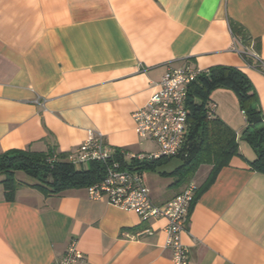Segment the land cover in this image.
<instances>
[{"label":"crops","instance_id":"1","mask_svg":"<svg viewBox=\"0 0 264 264\" xmlns=\"http://www.w3.org/2000/svg\"><path fill=\"white\" fill-rule=\"evenodd\" d=\"M230 19L260 39L263 62L264 0H0V152L69 153L89 129L148 151L133 111L168 68L187 63L242 69L264 110V70L243 59ZM209 105L237 130L240 155L205 189L211 165L194 174L200 188L183 242L191 264H264V173L240 137L245 114L230 89L215 90ZM21 184L8 201L0 181V264H55L73 239L85 264H173L165 218L144 221L86 188L47 195ZM187 184H156L152 195L167 202Z\"/></svg>","mask_w":264,"mask_h":264},{"label":"trees","instance_id":"2","mask_svg":"<svg viewBox=\"0 0 264 264\" xmlns=\"http://www.w3.org/2000/svg\"><path fill=\"white\" fill-rule=\"evenodd\" d=\"M235 38L239 39L246 52L243 59L250 66L262 69L258 55L261 48L259 38L254 39L240 23L230 19ZM260 58V57H259ZM230 89L238 97L241 110L246 117V125L240 137L246 140L256 152L257 158L251 168L264 173V110L258 92L251 78L240 68L230 65H215L201 73L190 84L186 107L188 112V138L182 164L169 174L177 175V182L187 181L202 164L211 165L210 173L200 189L209 187L234 156L240 155L237 130L231 128L210 108L211 94L217 89ZM57 155L56 160H49ZM69 153L51 148L37 152L29 149H10L0 152V175L8 201L14 200L21 182L16 171L22 170L38 180L34 187L49 195L61 193L71 188H86L104 177V165L99 161L82 165L69 163ZM172 158V157H170ZM170 158L162 157L145 162L138 168L145 170L163 164Z\"/></svg>","mask_w":264,"mask_h":264},{"label":"built area","instance_id":"3","mask_svg":"<svg viewBox=\"0 0 264 264\" xmlns=\"http://www.w3.org/2000/svg\"><path fill=\"white\" fill-rule=\"evenodd\" d=\"M242 52H246L245 49ZM261 63L264 70V61L261 60ZM206 71L189 63L168 68L158 81V90L154 95L144 106L133 111L137 135L150 140L158 150L135 152L116 147L106 141L102 132L89 129L83 143L67 156L69 163L78 166L94 161L104 165L103 179L86 187L91 199L105 200L114 206L134 211L144 221L158 218L167 220L165 247L172 254L173 264H191L190 250L182 236L188 232L190 212L199 187L189 183L171 200L157 203L146 183L143 170L138 166L162 157L186 155L189 132L186 107L188 90L190 84ZM56 157L55 154L49 161L53 162ZM55 264H85L77 239L70 241L64 256Z\"/></svg>","mask_w":264,"mask_h":264},{"label":"rangeland","instance_id":"4","mask_svg":"<svg viewBox=\"0 0 264 264\" xmlns=\"http://www.w3.org/2000/svg\"><path fill=\"white\" fill-rule=\"evenodd\" d=\"M146 142L147 143H146L145 146L147 147L146 149L148 151H156V150H158L157 146L154 143H152L150 140L146 139ZM183 155L181 154V155H179V156H177L175 158L174 157H172V158L166 157V158H170V159L167 160L166 162H164L161 165H158V166L153 167V168H146L143 171V174H144V177L146 179V182H147L148 186L150 187V189L152 190L151 191L152 193L155 192L154 191V188H155V185L156 184L157 185H162V186H165L166 187L169 183L170 184L171 183H174L178 179V177L176 176V174L174 176H172L169 173L172 170H174L175 168L179 167L182 164L183 160L181 158L183 157ZM199 167L197 168L196 172H198ZM193 176L190 177V179H187V181H181V182L193 183V184L197 185L200 188V186H199V184H200L199 178L198 179L197 178L192 179ZM198 177H200L199 173H198ZM16 178L19 181H21V182L38 183V180L36 178H34L33 176L29 175L25 171L18 170V169L16 171ZM2 179H5V176L4 175H0V181Z\"/></svg>","mask_w":264,"mask_h":264}]
</instances>
